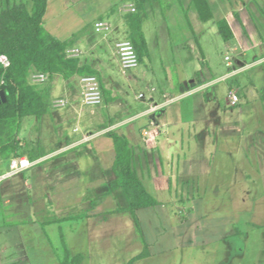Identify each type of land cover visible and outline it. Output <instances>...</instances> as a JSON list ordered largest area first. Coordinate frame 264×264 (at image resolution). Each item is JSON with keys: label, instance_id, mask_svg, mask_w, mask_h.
I'll list each match as a JSON object with an SVG mask.
<instances>
[{"label": "rangeland", "instance_id": "rangeland-1", "mask_svg": "<svg viewBox=\"0 0 264 264\" xmlns=\"http://www.w3.org/2000/svg\"><path fill=\"white\" fill-rule=\"evenodd\" d=\"M131 1L133 0H49L48 3L44 22L46 28L54 35L62 39H74L86 33L90 35V39L102 43L99 49L103 53V60L99 61L97 66L103 73L106 87L112 89L117 98L113 103H108L103 94V101L99 105L83 106L84 120H96L93 130H100L104 124H110V114L117 117L118 121L127 120L131 125L144 124L148 117L136 115L148 107L147 102L152 95L164 101L162 90L170 91L169 94L173 97L178 94L170 90L171 84L178 82V76L181 77L180 73H177L178 63H184L186 58L195 62L202 60L200 47L186 18L185 3L181 0H153L146 7L143 25L148 41V54L139 59L137 66L123 69L115 42L130 39L126 33L129 29L118 33H112V30L98 32L94 22L110 4L121 11L124 4ZM20 2L32 5V0H0V11L2 7ZM189 16L193 23L196 14L190 11ZM216 19L207 21V31L196 25L199 29L196 36L211 58L216 73L220 75L236 68L240 55L235 49V39H223ZM79 44L85 52L86 43ZM263 50L264 48L252 51L256 52V55L247 58V61L256 60ZM73 51V48L69 51L73 57L87 60L85 53L80 56V52ZM226 56L230 59H226ZM228 61L235 64L228 65ZM89 62L92 63L90 59ZM36 73H31L29 79L46 94L47 86ZM60 79L62 81V76ZM238 81L243 88L234 89L239 101L232 105L230 87L237 86ZM153 87L157 90L152 91ZM218 88L217 97L212 98L207 91L208 110L211 112L215 108H222L236 114L244 138L241 143L239 144V139H220L222 151L217 149L214 153L208 171L210 176H200V179L194 177L189 185H183L182 180L175 179L176 172L173 178L168 176L171 173L170 155H162V164L159 165L157 161L156 165L165 175L160 174L158 177L154 176L152 182L148 179L144 182L147 190L161 204L139 209V226L131 213L125 210L118 216L119 221L115 218L103 225L109 231L113 230L112 234L98 239V243L93 245L87 243L83 251H78L77 247L72 245V249H69L72 256L83 255L81 264H129L131 259L145 250L146 245L148 255L136 260L135 264H264V100L261 98L264 92V62H256L241 73L230 75L219 82ZM59 95L60 93L56 94ZM187 99L183 95L174 98L171 103L180 106ZM106 103L109 104V109ZM92 109L97 111L95 115L91 114ZM99 117H102V124ZM75 122L66 127V137L79 134L74 132ZM25 124L29 125L27 129ZM51 125L47 117L42 120L36 116L22 118L18 129L19 132L23 131L24 138L18 144V153L26 155L28 152L37 151L38 147L45 151L55 147L53 145L57 139L55 141L52 137H56L57 132H54ZM255 137L256 143L253 142ZM60 139L63 140L62 137ZM26 140L35 144L25 147ZM197 141L200 142V139ZM7 142V138L1 141L2 144ZM235 145L242 149L241 159L230 153L233 151L226 149ZM143 147L141 150H135V160L139 169L147 176L148 166L145 162L149 163L150 172L156 173L154 159L161 155L144 153ZM227 151L230 152L227 154ZM1 165L0 174L10 169L7 161ZM199 165L196 168L201 173L202 163ZM30 175H33L31 168L10 175L3 180L1 187H16L20 193L26 192L29 189L26 180L32 183ZM177 182L181 184L176 185ZM116 186L114 182V187ZM120 200V204H126L125 198ZM18 207L20 215L25 217L24 203ZM82 211H90V206H82ZM207 215L220 219V223L212 226L210 231H207L210 222L205 219ZM20 220L23 219L11 218L8 210L0 204V264H52V258L42 255V251H30L28 246L25 247L16 223L9 225L10 221ZM62 226L66 227L64 223ZM85 226H89V231L96 226L102 227L90 221ZM56 230L58 231V227L55 226L51 229V240L59 257L64 253L60 235ZM33 254L36 259L31 257Z\"/></svg>", "mask_w": 264, "mask_h": 264}, {"label": "crops", "instance_id": "crops-1", "mask_svg": "<svg viewBox=\"0 0 264 264\" xmlns=\"http://www.w3.org/2000/svg\"><path fill=\"white\" fill-rule=\"evenodd\" d=\"M208 1L213 10V18H217L216 22L218 23L220 19L225 18L234 31V39L237 42L235 49L239 51L240 55L236 62L238 66L228 73L220 75L216 73L212 66L211 58L207 55L196 36L199 32L196 25L207 31L208 23L200 18L193 0H181L186 5L184 11L188 15L190 22V11L196 14V22L195 20L193 23L191 22L193 27L191 31L195 35L196 41L203 50L205 57H202L200 62L188 61L186 58L184 63L181 61L178 63L177 73L178 75L180 73L181 77L178 76V82L170 86V90L178 94L173 97L170 96V91L162 90L164 101H160L159 98L152 95L150 101L147 102L148 107L136 115L148 117L142 125H131L125 119L118 121L116 120L117 117L110 114V124H104L100 130H93L96 120L94 118L84 120L83 106L85 103L83 102L81 75L65 79L60 74L49 77L47 74L31 70L32 73L37 72L35 75L39 76V79L44 80L47 86L45 96L48 111L38 119L42 120L43 117H47L48 121L53 125L51 126L54 132H57L56 137L53 136L52 139L55 141L57 139V141H54L55 144L53 146L55 147L49 151L38 147L37 151L21 155L28 157L33 162L30 167L33 171V175H30L32 183L26 180V184L29 186L28 191L20 193V191L16 190L18 189L16 187L12 189L0 188V204L8 210L11 218L23 219L17 222L10 221L9 225L16 223L18 233L22 235L24 245L25 247L28 246V250L42 251V255L52 258V264H61L51 240V233H53L51 229L53 230L54 226L58 227V231H56L60 235L62 246L63 242L69 247L68 249H72V245H75L78 251L86 249L84 246L87 243L93 245L96 242L98 243V239L113 233V230L109 231L103 225L112 222L115 218L116 221H119L120 217L118 216L129 207V198L121 186L120 176L113 170L115 147L112 138L107 135L110 128H112L111 130L114 129L125 133L135 150H141L144 146V153L150 152L161 155L158 159H154L156 173L152 174L149 170V163L145 162V165L148 166L147 176L139 169V165L136 164L135 160L136 167L144 182L146 179L152 182L154 176L165 175L158 170L156 165L158 162L159 165L162 164V155H170L169 163L171 167L169 170L171 173L168 176L173 178L174 172H176L175 179L182 180L183 185H189L194 177L199 179L200 176L209 177L208 171L211 168L214 153H216L217 149L222 151L223 146L219 144L221 143L220 139H239V144L244 139L238 125L239 118L236 114L228 110L225 111L222 108H215L211 112L208 110L207 91L210 92L209 94L212 98L217 97L219 82L227 79L230 75L241 73L256 62H264V50L256 60L247 61V58H252L256 55V52L252 51L264 48V0ZM110 7L95 19L94 26L96 21L104 20L110 25L112 33L129 29L126 33L130 37L127 15L134 12L132 10L133 7L135 8L134 0L124 4L121 11L115 7ZM145 19L146 16H144L142 26ZM215 31L216 27L214 28ZM143 32L145 34L144 26ZM56 36L59 37L58 35ZM73 40L74 43L70 49L73 48L80 52V56L85 53L88 58L87 60H82L80 57L81 64H89L97 69L105 84L103 73L97 66V63L103 60V53L99 49L102 45L101 41L90 39V35L86 33L79 35ZM120 41L122 40L115 42L116 51L117 44ZM79 43H86L85 52H83ZM89 59L92 63L89 62ZM226 59H230L229 56H226ZM202 61H206L208 64L204 70H202ZM227 63L228 65L235 64L231 61ZM199 71L202 74L201 79L196 77ZM60 76L63 78L62 81ZM106 88L111 91L113 99L108 101V103H113L117 97L112 89ZM242 88L243 85L238 81L237 86H231L230 90L231 93H234V89ZM156 90V87L152 88V91ZM58 93L60 95L56 96ZM183 95L188 98L184 104L178 106L174 105L175 103H171L174 98L182 97ZM214 105L218 106V104ZM151 106L155 108L152 109ZM107 107L109 109V104ZM96 113V110H91V114L95 115ZM100 119L102 117H99V121L102 124ZM73 121H76L74 132H79V134L66 137L65 129ZM27 126L29 125L25 124L26 129ZM22 132V130L18 132V144L24 138ZM38 134L41 135V132L38 131ZM60 136L63 140L60 139ZM85 137L89 139L85 140ZM198 139H200V142L197 141ZM254 139L253 142L256 143V137ZM226 142L228 143L229 140ZM30 144H35V142L29 143L26 140L25 147ZM226 149L233 151H227V154L230 152L241 159L242 149L240 146L238 148L236 145L229 146ZM13 156L15 155L12 154L10 157L4 158L1 155L0 145V170L2 168L1 164L5 161L9 164V159ZM31 156L34 158H30ZM220 161L224 162V160ZM199 163L203 165V167L201 165V173L196 168V166H200ZM114 182L115 186L117 185L116 188L114 187ZM180 184L181 182L176 183V185ZM124 198L126 204H120V199ZM18 203H20L19 205L24 203L26 208L25 217L20 215ZM85 205L86 208L90 206V211H82V206L84 207ZM205 219L210 221L207 231H210L212 226L220 223V219H214L208 215ZM89 221L93 222V224L102 225V227L96 226L97 228L95 227L89 231V226H85ZM63 223L66 226L65 228L62 226ZM111 228L114 229L113 227ZM31 257L36 259L34 254Z\"/></svg>", "mask_w": 264, "mask_h": 264}, {"label": "trees", "instance_id": "trees-1", "mask_svg": "<svg viewBox=\"0 0 264 264\" xmlns=\"http://www.w3.org/2000/svg\"><path fill=\"white\" fill-rule=\"evenodd\" d=\"M153 0H134L135 11L127 15L130 27V40L135 45L139 59L148 54V45L143 32V20L147 5ZM200 18L209 21L213 18V10L208 0H193ZM48 0H32V5L20 2L2 7L0 11V57L5 56L9 65L4 67L0 61V89L7 95V101L0 104V145L4 158L18 153L17 135L20 120L26 116L41 118L47 111L46 96L30 81L31 70L53 77L60 74L65 79L75 75L96 74L99 76L101 89L107 101H111V91L106 88L100 72L89 64H81L79 57H73L69 50L73 39H61L51 33L45 26L44 17L47 12ZM186 18L193 30L188 15ZM218 28L225 41L235 38L233 29L227 19L218 21ZM204 58V52L200 47ZM202 70L208 66L202 61ZM201 79L199 71L196 75ZM264 100V92L261 95ZM107 135L112 138L115 147L114 172L120 176L121 186L129 198L126 209L134 217L137 226V211L141 208L160 205L161 202L147 190L135 164V147L129 137L118 130H109ZM8 139L2 144L1 141ZM30 158H34L31 156ZM148 246L139 255L130 260L129 264L148 255ZM63 253L59 256L61 264H81L83 255L72 256L65 242Z\"/></svg>", "mask_w": 264, "mask_h": 264}, {"label": "built area", "instance_id": "built-area-1", "mask_svg": "<svg viewBox=\"0 0 264 264\" xmlns=\"http://www.w3.org/2000/svg\"><path fill=\"white\" fill-rule=\"evenodd\" d=\"M135 11V8H132ZM96 31L98 32H107L111 29L110 25L104 20H98L95 23ZM75 51V50H74ZM73 51V52H74ZM77 51V50H76ZM117 53L120 58L122 68L134 67L139 63V55L135 48V45L130 39H125L120 41L117 44ZM4 67L9 65V61L5 56L0 57ZM81 86H82V95L83 102L86 105H99L103 101V91L101 89L99 76L96 74H85L81 76ZM143 96L142 94L140 95ZM231 104H237L239 97L237 93H232L231 95ZM152 109L155 107L151 106ZM89 139L85 137V140ZM33 165V162L26 156H13L9 159L10 169L0 174V187L3 180L14 174H18L26 171Z\"/></svg>", "mask_w": 264, "mask_h": 264}, {"label": "water", "instance_id": "water-1", "mask_svg": "<svg viewBox=\"0 0 264 264\" xmlns=\"http://www.w3.org/2000/svg\"><path fill=\"white\" fill-rule=\"evenodd\" d=\"M7 101L6 92L3 89H0V104Z\"/></svg>", "mask_w": 264, "mask_h": 264}]
</instances>
